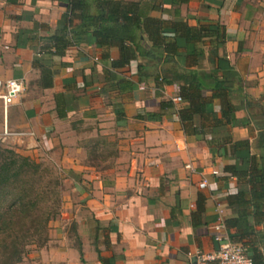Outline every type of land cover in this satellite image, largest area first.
<instances>
[{
    "label": "crops",
    "instance_id": "crops-1",
    "mask_svg": "<svg viewBox=\"0 0 264 264\" xmlns=\"http://www.w3.org/2000/svg\"><path fill=\"white\" fill-rule=\"evenodd\" d=\"M140 1L157 7L150 16L200 30L175 59L202 83L216 117L213 82L232 89L233 120L193 133L190 126H209L193 114L183 130L178 110L188 102L174 100L181 83L160 80L172 63L137 56L111 67L117 47L85 39L50 55L47 39L60 29L67 0H0V80L24 85L5 111L0 101V145L50 164L70 183L46 242L17 264H192L195 251L216 247L210 224L237 217L227 197L249 189L224 168L264 162V0ZM38 66L52 73L47 87ZM253 229L264 256V223Z\"/></svg>",
    "mask_w": 264,
    "mask_h": 264
},
{
    "label": "trees",
    "instance_id": "trees-1",
    "mask_svg": "<svg viewBox=\"0 0 264 264\" xmlns=\"http://www.w3.org/2000/svg\"><path fill=\"white\" fill-rule=\"evenodd\" d=\"M156 8L153 2L140 0H67L61 27L57 33L48 37L46 52L61 56L67 46L85 39L102 48L117 47L119 57L110 63L111 67H121L137 56L161 60L163 65L172 63L165 68L167 74L161 76L160 80L164 83L173 80L181 83L179 98L188 102L187 107L178 110L183 130L191 124L193 114H198L202 121L209 123L208 127L200 126V129L190 126L189 130L193 133H205L206 130L210 132L211 127L230 124L235 108L228 98L232 89L220 81L213 82L210 98H217L220 107L219 117H216L210 110L208 101L201 97L202 83L194 73L184 71L183 66L175 59L179 55L177 49L180 46L202 36L200 30L184 22L169 23L150 16L149 12ZM169 35L170 39L167 40ZM144 39L149 43L148 48L144 45ZM38 67L40 86H49L52 75L50 69ZM228 140V137L222 139ZM245 144L246 141L235 142L239 147ZM4 153H9V156H3ZM39 166L38 162L11 149L0 148V200L4 191L9 187L16 188L18 181H22L24 176L30 180L39 179ZM224 169L249 186L247 192L239 191L227 197L228 202L238 206L237 217L224 222L226 228H235V234H229V237L243 244V247L247 246L244 247L245 252L253 264H264V256L255 245L259 234L253 229V225L264 223V162L257 168L254 165H249L248 168L233 165ZM35 193L32 195L31 188L19 187L6 207L1 208L0 205V233L10 230L5 238L0 239V264L19 263L27 252L25 246L33 244L40 247L47 240L45 226L51 213L49 214L46 206L44 209L38 206ZM196 206L197 210L201 209L200 199H197ZM249 237H253L249 244L243 243V239Z\"/></svg>",
    "mask_w": 264,
    "mask_h": 264
},
{
    "label": "built area",
    "instance_id": "built-area-1",
    "mask_svg": "<svg viewBox=\"0 0 264 264\" xmlns=\"http://www.w3.org/2000/svg\"><path fill=\"white\" fill-rule=\"evenodd\" d=\"M24 88L23 82L18 79L0 80V101L2 109L5 111L6 106L12 102ZM175 97L174 100H179ZM3 134L7 136L31 135L32 132L25 131H6ZM190 173L195 172L191 162L183 165ZM213 174L215 170L211 171ZM205 179H201L198 187H204ZM213 242L216 244L215 249L209 252L195 251L193 254L194 261L192 264H253L250 256L245 252L243 245L230 239L224 222L218 218L209 226Z\"/></svg>",
    "mask_w": 264,
    "mask_h": 264
},
{
    "label": "rangeland",
    "instance_id": "rangeland-1",
    "mask_svg": "<svg viewBox=\"0 0 264 264\" xmlns=\"http://www.w3.org/2000/svg\"><path fill=\"white\" fill-rule=\"evenodd\" d=\"M1 149H9L4 146L0 145ZM3 156H9V153H4ZM39 163V172L40 176L39 179L35 178L34 180L28 179V177L24 176L22 181H18L17 187H9L7 188L0 200L1 208L6 207L8 201L11 200L12 196L15 195L17 189L19 187H27L28 189L31 188L32 195L35 193L37 196L38 206L44 209V206L49 211V219L45 226L46 237L48 235L49 224L55 220L61 213V205L64 202V197H66V192L69 188L70 183L63 181L62 173H59L56 168L51 166L45 162H38ZM27 190V189H26ZM44 199L46 203H44ZM10 229V228H9ZM10 233V230L6 232L0 233V239L5 238L6 234ZM38 237V236H37ZM27 251L37 248L33 244H29L25 246Z\"/></svg>",
    "mask_w": 264,
    "mask_h": 264
}]
</instances>
